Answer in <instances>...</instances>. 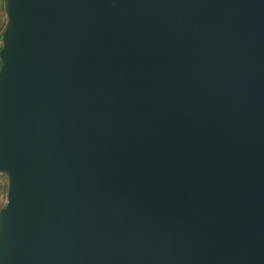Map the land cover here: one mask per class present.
<instances>
[{
    "label": "water",
    "instance_id": "obj_1",
    "mask_svg": "<svg viewBox=\"0 0 264 264\" xmlns=\"http://www.w3.org/2000/svg\"><path fill=\"white\" fill-rule=\"evenodd\" d=\"M0 264H264V0H6Z\"/></svg>",
    "mask_w": 264,
    "mask_h": 264
},
{
    "label": "rangeland",
    "instance_id": "obj_2",
    "mask_svg": "<svg viewBox=\"0 0 264 264\" xmlns=\"http://www.w3.org/2000/svg\"><path fill=\"white\" fill-rule=\"evenodd\" d=\"M7 23H8V17L6 13V0H4L3 5L0 6V41H2V35L6 28ZM0 50H1V47H0ZM7 191H8L7 186H5L4 188L0 187V195L3 194L6 197Z\"/></svg>",
    "mask_w": 264,
    "mask_h": 264
},
{
    "label": "built area",
    "instance_id": "obj_3",
    "mask_svg": "<svg viewBox=\"0 0 264 264\" xmlns=\"http://www.w3.org/2000/svg\"><path fill=\"white\" fill-rule=\"evenodd\" d=\"M8 187V178L7 176L0 174V187ZM6 203V197L4 196L3 198L0 196V212L2 208L5 206Z\"/></svg>",
    "mask_w": 264,
    "mask_h": 264
},
{
    "label": "clouds",
    "instance_id": "obj_4",
    "mask_svg": "<svg viewBox=\"0 0 264 264\" xmlns=\"http://www.w3.org/2000/svg\"><path fill=\"white\" fill-rule=\"evenodd\" d=\"M4 3V0H0V6H2ZM0 47H2V41H0Z\"/></svg>",
    "mask_w": 264,
    "mask_h": 264
},
{
    "label": "crops",
    "instance_id": "obj_5",
    "mask_svg": "<svg viewBox=\"0 0 264 264\" xmlns=\"http://www.w3.org/2000/svg\"><path fill=\"white\" fill-rule=\"evenodd\" d=\"M2 198L4 197V195L2 194V195H0Z\"/></svg>",
    "mask_w": 264,
    "mask_h": 264
},
{
    "label": "trees",
    "instance_id": "obj_6",
    "mask_svg": "<svg viewBox=\"0 0 264 264\" xmlns=\"http://www.w3.org/2000/svg\"><path fill=\"white\" fill-rule=\"evenodd\" d=\"M0 65H1V62H0Z\"/></svg>",
    "mask_w": 264,
    "mask_h": 264
}]
</instances>
